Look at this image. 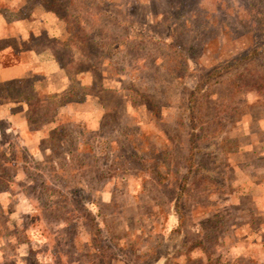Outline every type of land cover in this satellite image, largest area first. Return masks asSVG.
Segmentation results:
<instances>
[{"label":"rangeland","instance_id":"rangeland-1","mask_svg":"<svg viewBox=\"0 0 264 264\" xmlns=\"http://www.w3.org/2000/svg\"><path fill=\"white\" fill-rule=\"evenodd\" d=\"M32 8L47 26L37 48L69 85L25 117L38 145L3 136L0 172L17 180V161L26 174L0 181V264L261 262L260 249H232L264 251L242 238L251 207L224 202L237 122L264 104V0H27L23 15ZM65 105L78 125L56 119Z\"/></svg>","mask_w":264,"mask_h":264},{"label":"crops","instance_id":"crops-1","mask_svg":"<svg viewBox=\"0 0 264 264\" xmlns=\"http://www.w3.org/2000/svg\"><path fill=\"white\" fill-rule=\"evenodd\" d=\"M0 6V165L4 166L5 154L2 149L4 135H16L21 147L27 148L30 138L36 135L37 145L42 138L40 131H29L25 119L32 107L38 103H47L49 97L61 94L67 89L69 79L64 76V71L55 62L52 56H46V50L37 48V35L44 26L37 23L35 10L32 8L28 14L23 15L27 0H1ZM253 103V102H252ZM250 104L252 111L244 113L237 122L234 136L235 149L228 152L227 161L229 173L237 175L234 181V190L226 195L224 206L231 208L242 206L246 202L251 207V212H240L244 217L242 238L264 239V104L262 101ZM63 110L56 116L57 120H64L67 124L78 125L83 116L78 111L70 114L68 105L59 107ZM82 117L79 119V117ZM52 126V124H51ZM43 131H46L45 129ZM17 142V143H18ZM14 149V147H13ZM18 150V148H15ZM15 151V150H14ZM19 152V150H18ZM11 151L9 150V154ZM35 153V152H34ZM39 158L43 154L37 150ZM41 153V154H40ZM13 159L19 158L17 152H12ZM38 158V159H39ZM15 171L17 180L6 178L0 172V181L11 183L24 182L25 170L16 161ZM10 185L8 189L14 188ZM7 190V188L5 189ZM3 190V191H5ZM246 204V205H247ZM252 218V220L250 219ZM251 222L258 223L251 231ZM253 236V237H252ZM261 240V241H262ZM232 249L236 255L247 256V249H260L264 263V251L259 243H246L238 240ZM245 244L247 246H245ZM232 252V253H233ZM259 255V254H258ZM252 259V258H251ZM256 261V260H255ZM259 262V263H261ZM258 263V262H257ZM258 263V264H259Z\"/></svg>","mask_w":264,"mask_h":264}]
</instances>
